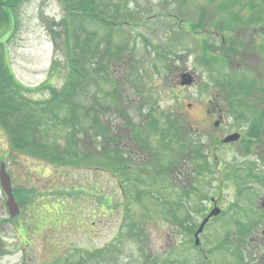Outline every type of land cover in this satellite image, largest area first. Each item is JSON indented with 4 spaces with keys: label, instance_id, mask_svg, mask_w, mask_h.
<instances>
[{
    "label": "rangeland",
    "instance_id": "374dc122",
    "mask_svg": "<svg viewBox=\"0 0 264 264\" xmlns=\"http://www.w3.org/2000/svg\"><path fill=\"white\" fill-rule=\"evenodd\" d=\"M60 1L27 0L0 34L16 97L41 102L19 118L0 106V169L19 209L13 217L0 180V264H253L255 245L244 251L232 223L238 203L195 249L220 173L191 154L198 146L206 162L207 101L226 98L219 64L204 55L221 54L220 40L207 30L264 23V0H64L76 18ZM244 75L236 89L249 88Z\"/></svg>",
    "mask_w": 264,
    "mask_h": 264
},
{
    "label": "flooded vegetation",
    "instance_id": "af4514ba",
    "mask_svg": "<svg viewBox=\"0 0 264 264\" xmlns=\"http://www.w3.org/2000/svg\"><path fill=\"white\" fill-rule=\"evenodd\" d=\"M250 22L251 19L245 21L233 19L226 23L223 30L224 35L221 38L223 54L209 56L210 63H221L219 69L221 68L226 73L223 88L226 98L223 99V104L219 96L215 95L208 99L207 103L210 108L206 110L207 119L203 122L208 130L202 133L210 138L206 145V162L203 156L201 166L204 165L207 171L216 167L223 176L219 179L218 194H212L206 200L203 219L216 206L222 210L220 215L226 213L225 193L231 190L240 207L239 213L242 220L240 239L243 250L247 251L249 246L254 244V248L250 250L256 252V259L250 262L264 264V87L258 84L260 79L264 80L262 79L264 75V23L261 19H255L251 24ZM245 73H247L248 82L246 83L249 88L245 90L242 86L241 89L240 87L236 89L232 84L238 79L233 78L229 81L230 75L243 74L244 77ZM194 78L196 80V76ZM219 90L215 89V91ZM236 90H241V96L238 99L232 95ZM196 149L194 148L192 152ZM230 149L233 151L231 158L228 156ZM199 150L203 151L201 148ZM192 159L197 162V153ZM225 181H229L231 186H226ZM193 204L191 208L197 213L195 209L200 207L199 201ZM254 207L259 221L255 226L256 231H251L250 212ZM181 208V202H178V210ZM179 223L177 220L176 224ZM244 230H246V237L243 234ZM95 232L97 233V228ZM176 232L177 230L174 233ZM205 233L206 228L200 238L205 239ZM198 249L201 250L200 247ZM244 262L247 260L244 259Z\"/></svg>",
    "mask_w": 264,
    "mask_h": 264
},
{
    "label": "trees",
    "instance_id": "16d2710c",
    "mask_svg": "<svg viewBox=\"0 0 264 264\" xmlns=\"http://www.w3.org/2000/svg\"><path fill=\"white\" fill-rule=\"evenodd\" d=\"M25 1L26 0H0V34H3L9 28V20L11 13H14V19L15 13L20 9V7L24 4ZM61 1L64 4L65 12L74 17L80 15V9H77L75 11V8H73L70 3L65 2L64 0ZM79 8H81V6H79ZM2 44L3 43H0V106L3 107L4 105H7V107L4 106L6 107L4 108V111L8 112L10 117L13 114L16 115V118H19L23 111H27V113H32L33 109L31 108L35 104L40 105V103L30 99H25L21 101L16 97L19 94L18 90L16 89V86H18L19 83L10 65L7 64L5 61L6 53L4 52ZM55 100L56 98L54 100H50V102L47 103H52ZM17 141L18 140L12 141V143L18 145ZM21 142L24 143V138L21 139ZM96 250H98V248Z\"/></svg>",
    "mask_w": 264,
    "mask_h": 264
},
{
    "label": "water",
    "instance_id": "95a60500",
    "mask_svg": "<svg viewBox=\"0 0 264 264\" xmlns=\"http://www.w3.org/2000/svg\"><path fill=\"white\" fill-rule=\"evenodd\" d=\"M191 81L189 80L184 81L183 83H190ZM0 180H1V185L5 191V193L7 194V196L9 197V201H8V207L9 210L11 212L12 216H15L18 213V207L17 204L14 200V196L12 194V187H11V180H10V176L8 175L7 171H6V167L5 164L1 165V169H0ZM219 212L215 211L213 213H211L208 218L205 219V221L202 223L200 229L198 230V232L196 233V236H198V234L202 231L203 226L205 225V223L208 221V219L213 216V215H217Z\"/></svg>",
    "mask_w": 264,
    "mask_h": 264
}]
</instances>
